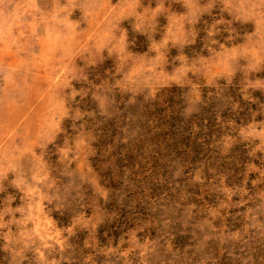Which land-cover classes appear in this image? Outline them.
I'll list each match as a JSON object with an SVG mask.
<instances>
[{"label":"rangeland","instance_id":"374dc122","mask_svg":"<svg viewBox=\"0 0 264 264\" xmlns=\"http://www.w3.org/2000/svg\"><path fill=\"white\" fill-rule=\"evenodd\" d=\"M0 264H264V0H0Z\"/></svg>","mask_w":264,"mask_h":264}]
</instances>
